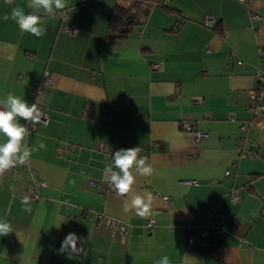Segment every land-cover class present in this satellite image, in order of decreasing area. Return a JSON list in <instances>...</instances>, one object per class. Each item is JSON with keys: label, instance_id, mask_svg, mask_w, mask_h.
I'll use <instances>...</instances> for the list:
<instances>
[{"label": "crops", "instance_id": "1", "mask_svg": "<svg viewBox=\"0 0 264 264\" xmlns=\"http://www.w3.org/2000/svg\"><path fill=\"white\" fill-rule=\"evenodd\" d=\"M29 3L0 0V98L11 92L48 120L16 117L33 151L0 175V218L12 226L0 235V264H154L164 255L172 264H264V113L248 97L258 89L264 105V0H66L53 13ZM116 5L135 15L110 32ZM18 6L41 17L44 35L3 18ZM182 122L206 136L197 141ZM136 146L151 176L135 174L125 196L92 185L115 151ZM32 179L44 183L36 197ZM133 193L152 194L151 215L135 214ZM69 232L88 238L71 258L58 251Z\"/></svg>", "mask_w": 264, "mask_h": 264}, {"label": "clouds", "instance_id": "2", "mask_svg": "<svg viewBox=\"0 0 264 264\" xmlns=\"http://www.w3.org/2000/svg\"><path fill=\"white\" fill-rule=\"evenodd\" d=\"M65 6L66 0H30L28 4L29 8L43 9L48 13H53L54 8L63 9ZM3 18L5 20L9 18L15 20L22 32L27 31L36 37H40L46 32V29L41 26L42 22L39 15L35 12L25 14L24 9L19 6L12 9L11 17L5 15ZM41 115L35 103L29 105L25 99H21L11 92L6 97L0 98V134L7 137L6 142L0 143V175L14 167L16 163L25 164L33 151V149H29L25 142V137L29 134L28 130L16 120V117H20L25 121L31 120L33 123H39ZM39 148L44 149L46 145L41 143ZM140 152V146L121 148L112 155V164L105 167V177L117 195L125 196L132 192L135 184V174L145 177L153 174L151 164L147 163L145 157H139ZM114 168L118 169V171L113 170ZM71 183L75 184V181ZM152 200L151 193L143 195L133 193L130 207L135 209L137 216L146 218L151 215ZM21 204L24 212L31 213L32 209L28 197H25ZM128 210L129 204L125 201V211ZM58 220H61V218L58 217ZM11 231L12 226L6 220L0 218V235L6 236ZM87 239L78 236L75 232H69L61 241L58 251L60 254L68 253L69 258L73 254L84 253L83 245L87 242ZM78 241L80 242V247H77ZM154 264H172V261L167 255H164L156 260Z\"/></svg>", "mask_w": 264, "mask_h": 264}, {"label": "built area", "instance_id": "3", "mask_svg": "<svg viewBox=\"0 0 264 264\" xmlns=\"http://www.w3.org/2000/svg\"><path fill=\"white\" fill-rule=\"evenodd\" d=\"M214 22H215V18H214V16L212 14H205L204 15L203 23L206 26L210 27V26L213 25ZM65 30H67L69 33H74L75 32V29L72 28L69 25L65 26ZM240 62H241V60H237V63H240ZM153 66H156V64H153ZM44 80H48L46 78V76H45ZM32 93L35 94V95H39L40 91L37 88H32ZM248 97H249L251 105L254 108V110L256 111V113H260V112L264 113V105H262L261 102H260L261 101L260 100V91L258 89H250ZM37 107H38L40 113L42 114L40 122L46 123L47 120H48L47 111L43 110L38 105H37ZM181 126H182V128H184L186 130L192 131L194 136H195V139L197 141L203 139L206 136V132L192 130V128H191V126H190V124L188 122H182ZM29 127H31V125ZM241 128H244V126H241ZM115 147H116V144L113 143L112 144V149H114ZM109 177H110V174H109ZM91 183H92V185L97 186L99 189H101L104 192H108V191L116 192L112 187H110L109 181L106 179L105 176L103 177L102 181H100V182L93 181ZM43 184L44 183L41 180L32 179L31 184L28 187V191H27L28 195L36 197L38 195L39 188L41 186H43ZM229 198L231 200H236L238 198V195H237V193L235 191H232V192L229 193ZM221 215H223V214H221ZM99 217H100V215H99ZM103 219H104L105 226L108 227L111 232H114V231L117 230L121 234L125 233L124 223L122 221H120L119 219L113 218V217H104ZM153 223H154V221H153L152 218L147 219V221H146L147 228H151ZM210 223L211 222H209L208 224H210ZM207 225H203L202 228H201V232H200L201 239L200 240H203L204 237L207 234ZM192 240H193V237L190 236L188 238V241L192 242Z\"/></svg>", "mask_w": 264, "mask_h": 264}, {"label": "trees", "instance_id": "4", "mask_svg": "<svg viewBox=\"0 0 264 264\" xmlns=\"http://www.w3.org/2000/svg\"><path fill=\"white\" fill-rule=\"evenodd\" d=\"M133 8L129 5L127 6L116 5L112 11L110 24H109V31L110 32H113L114 30L118 31L119 29H121V27H123L126 24V22L131 21V19H133L135 15Z\"/></svg>", "mask_w": 264, "mask_h": 264}, {"label": "water", "instance_id": "5", "mask_svg": "<svg viewBox=\"0 0 264 264\" xmlns=\"http://www.w3.org/2000/svg\"><path fill=\"white\" fill-rule=\"evenodd\" d=\"M124 28H126V27H124Z\"/></svg>", "mask_w": 264, "mask_h": 264}]
</instances>
